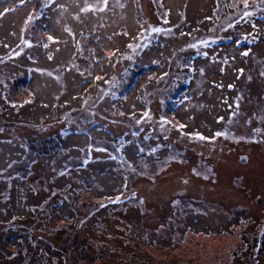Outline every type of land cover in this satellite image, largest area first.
<instances>
[{"label": "rangeland", "instance_id": "374dc122", "mask_svg": "<svg viewBox=\"0 0 264 264\" xmlns=\"http://www.w3.org/2000/svg\"><path fill=\"white\" fill-rule=\"evenodd\" d=\"M220 1L0 0V264H264L263 232L234 254L264 220V19L224 30Z\"/></svg>", "mask_w": 264, "mask_h": 264}, {"label": "trees", "instance_id": "16d2710c", "mask_svg": "<svg viewBox=\"0 0 264 264\" xmlns=\"http://www.w3.org/2000/svg\"><path fill=\"white\" fill-rule=\"evenodd\" d=\"M217 5H218L217 7H219V8H221V7L222 8H227V10L226 9L220 10V16L222 17V20H217L218 22L216 21V23L217 24L219 23L220 24V27L221 28H224V30H228L230 27H233L232 29L236 28L237 25H240L239 23L243 19L244 20H248V21H252V19H253L252 16L253 15H255L256 17H259L260 19H264V0H239L237 3H234V0H233V2H232V0H221L219 3H217ZM230 10H232V13H230V16H231L230 19L229 20H224L226 18L225 15H228L229 12H230ZM238 18L239 19L241 18L240 21H238L239 20ZM38 23L37 24L36 23L35 24L34 23L31 24V26L33 28L32 29L33 33L31 34V37H30L32 39H30V38L29 39H30V41L32 43L37 44L38 46L44 47L46 44L44 43L43 44L44 46L42 45V43H43L42 38L41 39L39 38V40L36 39V36L38 34L36 32L38 30V29H36V27H37ZM151 29H152V27H151ZM151 29H150V31H151ZM81 37L87 38L86 39L87 42H91L92 41V38H93V41L100 45V41L97 40L98 39V33H96V32L95 33H90V34H85L84 33ZM230 38L231 37H229L227 39H224V40L225 41H229ZM87 42L84 41L85 44L83 43L84 46L82 45L83 50L81 51V55L85 57L87 55V53L90 54L92 52V54H94V52H95V54L92 55L93 56L92 57L93 61H94V59L95 60L96 59L97 60H100L101 59V56L99 57V54L97 53V51L100 52L102 50L101 53L104 52V55H105V53H106L105 50L103 48H101V46L98 49V47L94 43L91 42V43L87 44ZM222 42H224V41H222ZM45 48H47V47H45ZM17 49H21V50H24L25 52H27L24 48H22L20 46L17 47ZM89 49L91 50L90 52H88ZM28 53L33 54V52H29V51H28ZM115 54L116 53L114 51L112 53L111 52H107L106 55H105V57H106V59H108L109 61H111L113 59V57L115 56ZM178 55H180L179 58L180 59H183V60L186 59V57L188 56V54L182 55L181 52ZM180 59L179 60L177 59V60H175L173 62L175 64V68H177V75L179 76L181 74V77L179 79V82H177V84L174 85V88H173V90H175L176 92L173 94V96H172L173 98H170L171 99V103L174 104L175 106L177 104H179L180 102H182L184 99H186L187 98V95H188V92L186 93V91H185V93L184 92L181 93V91H178L179 87L181 85H184L185 88H186L187 87L186 85H187L188 81L193 76V70H192L193 64H187L185 66L184 63H181ZM136 63L137 62L131 63L130 67L128 66L126 69H124L122 71V75L121 74L119 75V82L122 83L123 85L122 84H118L119 87L117 86V89L116 90L113 89V92H115L116 95L119 98L122 97L123 95H126V92L129 91V89L131 88V86L135 82V80L138 77V75L141 74L140 71L143 70V69L141 70V68H144V67H142L143 65H139L138 63H137L138 66L135 65ZM106 64H107V60H105V62L103 63V65L106 66ZM87 72L92 73V70H89ZM104 73H107V68L106 67L104 69ZM104 73L101 72L99 78H96V76H94L97 80H94L91 85H94L93 83L95 82L96 85L100 86L99 82H102L105 79L104 78V75H105ZM136 73H138V74L136 75ZM17 76L14 77V78L16 79V81H18V84L19 85H20V83L22 81H25L26 83L28 82V77L24 78V77H19V76L17 77ZM15 79H13V80L10 79L11 80L10 83L7 82L5 84V86L3 88V91H2V93H3L2 94L3 95L2 97L3 98L5 97V99H6V97L9 95V93H8L9 90L12 89L13 91H15L16 87L18 88V86H17L18 84L15 82ZM107 82H108V79L106 80L105 84L102 86L106 90L107 89H110L108 87L110 85H109V83L107 84ZM5 99H3V100H5ZM90 99L91 98H89V97L86 98V99H83L84 104H87L88 100H90ZM8 101H5V102L3 101L2 105L0 106V113L1 112H4V110L6 109L5 108V103H8ZM17 103H18V105L19 104H21V105L23 104L21 101H19ZM67 113L68 114H71L70 113V110H67ZM72 161H76V160L75 159H72ZM80 165H82V163H79L78 165L77 164H71V165H69V168L68 167L66 168V167L62 166L61 169H64V171H67L69 169L78 170V167ZM70 187L72 188L73 187V184H71L69 186V188ZM65 225H67V224H65ZM257 226H259V227H257V228H259L258 229L259 231L256 232L257 235H255L253 233L250 236H248L247 233H243V232L240 231L239 238H241L240 239L241 242H239V249H241V250L239 252L237 250H235V253L234 254L236 256H239V254L241 252H243V253H246V255L249 256V259H252L253 260L256 257V255L258 254V252L256 251V247L257 246L260 247L261 242L263 240V239H261V237H262L261 236L262 235L261 232L264 233V220L261 223L259 222ZM183 232L184 233L179 234L176 231V229L173 230V232H171V234H169L170 235V240L172 238V239H174L173 241H175V239L177 240V238H178V239H182L181 241H183V239L187 235H189V230L187 229V230H185ZM22 258H24V261L26 262L27 258H29V255L27 253H24L23 256H22ZM253 262H255V264H257L256 261H253Z\"/></svg>", "mask_w": 264, "mask_h": 264}, {"label": "snow or ice", "instance_id": "6c2138e0", "mask_svg": "<svg viewBox=\"0 0 264 264\" xmlns=\"http://www.w3.org/2000/svg\"><path fill=\"white\" fill-rule=\"evenodd\" d=\"M105 2H106V0H105ZM84 11H87V9H84ZM154 31H157V32H159L160 31V29H153ZM49 39H52V37H49ZM243 55H248V53L247 52H245V53H243ZM147 115V114H146ZM181 127H183V126H181ZM222 133H216L215 135H217V136H219V135H221ZM195 136H196V138H199L200 140H205V139H207L206 137H204L203 135H201V134H199V133H196L195 134Z\"/></svg>", "mask_w": 264, "mask_h": 264}, {"label": "water", "instance_id": "95a60500", "mask_svg": "<svg viewBox=\"0 0 264 264\" xmlns=\"http://www.w3.org/2000/svg\"><path fill=\"white\" fill-rule=\"evenodd\" d=\"M246 156H247V155H245V154H241V155L239 156V160L242 161V162H245V161H246Z\"/></svg>", "mask_w": 264, "mask_h": 264}]
</instances>
